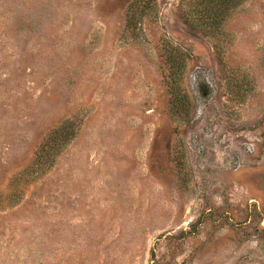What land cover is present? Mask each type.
Masks as SVG:
<instances>
[{
  "label": "rangeland",
  "instance_id": "374dc122",
  "mask_svg": "<svg viewBox=\"0 0 264 264\" xmlns=\"http://www.w3.org/2000/svg\"><path fill=\"white\" fill-rule=\"evenodd\" d=\"M0 264H264V0H0Z\"/></svg>",
  "mask_w": 264,
  "mask_h": 264
},
{
  "label": "flooded vegetation",
  "instance_id": "af4514ba",
  "mask_svg": "<svg viewBox=\"0 0 264 264\" xmlns=\"http://www.w3.org/2000/svg\"><path fill=\"white\" fill-rule=\"evenodd\" d=\"M201 91H202V94L203 93L206 94L208 92L206 88H201Z\"/></svg>",
  "mask_w": 264,
  "mask_h": 264
}]
</instances>
